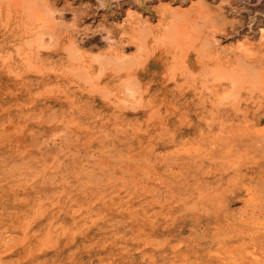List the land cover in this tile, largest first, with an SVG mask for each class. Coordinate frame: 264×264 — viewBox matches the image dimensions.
I'll return each mask as SVG.
<instances>
[{"label":"rangeland","instance_id":"374dc122","mask_svg":"<svg viewBox=\"0 0 264 264\" xmlns=\"http://www.w3.org/2000/svg\"><path fill=\"white\" fill-rule=\"evenodd\" d=\"M40 2L78 51L0 42V264H264V0Z\"/></svg>","mask_w":264,"mask_h":264},{"label":"bare ground","instance_id":"6f19581e","mask_svg":"<svg viewBox=\"0 0 264 264\" xmlns=\"http://www.w3.org/2000/svg\"><path fill=\"white\" fill-rule=\"evenodd\" d=\"M21 1L20 2V5H18V3L16 2V0H0V42H26L25 46L27 45L28 48H30L29 46L33 47V45L37 46V49L39 51V48H42V47H47V45L51 44L50 42H52L54 45H56L57 49H64V50H67L70 48V51L67 50L68 54L71 52V56H77V48H76V45L71 43L70 41V44H65V46H63V37L62 35L65 34L62 27H64V25H62V22L59 21V23H61L60 25L58 24V21H57V24L55 22V20H51L50 18H52L51 14H49V8H48V5L47 3H43V2H40L39 0H19ZM46 1V0H45ZM48 2V1H47ZM51 2V1H50ZM55 2V1H54ZM49 7H50V4H49ZM52 8H53V5H52ZM55 8V6H54ZM53 8V9H54ZM51 9V8H50ZM46 12V13H45ZM53 13V12H52ZM58 20V19H57ZM51 21L53 23H51ZM55 22V23H54ZM57 26H60L57 30V28L55 27V25ZM62 28V29H61ZM167 29L169 30V28L167 27ZM63 32H62V31ZM149 31V30H147ZM165 31V30H163ZM61 32L63 33L61 35ZM168 32V31H167ZM47 33L48 34V39L50 40V42H46V38L44 37V34ZM141 33V30L139 32V35ZM148 33H151V32H148ZM147 33V34H148ZM162 34V33H161ZM138 35V36H139ZM143 35H146V34H143ZM151 35V34H149ZM166 35V34H165ZM182 35V34H181ZM186 36L183 35V37ZM140 37V36H139ZM146 37V36H145ZM157 37V36H156ZM144 38V37H142ZM147 38V37H146ZM186 38V37H185ZM180 39L181 36H180ZM188 39V38H187ZM48 40V41H49ZM67 41V39H66ZM147 41V40H146ZM145 41H143V44L145 45L144 43ZM47 43V44H46ZM140 43V42H139ZM157 43V42H156ZM46 44V45H45ZM52 45V44H51ZM68 45H70L68 47ZM142 45V44H141ZM143 45V46H144ZM19 46H22L19 44ZM145 47V46H144ZM14 48V47H13ZM16 48V47H15ZM14 48V49H15ZM139 48V46H138ZM143 48V47H142ZM159 48V47H158ZM36 49V48H35ZM35 49H33L35 51ZM36 49V50H37ZM144 50H147V52H150V51H154L153 49H151L150 51L148 50L147 46H146V49L143 48ZM157 49V48H156ZM72 50V51H71ZM16 51V50H14ZM24 51V50H23ZM28 51V50H27ZM143 51V50H142ZM9 52V51H7ZM66 52V51H65ZM139 52V51H138ZM24 53V52H23ZM37 53V51H36ZM144 53H146V51H144ZM152 53V52H150ZM15 54V52H14ZM25 54V53H24ZM23 54V55H24ZM28 54H31L30 52ZM139 54V53H137ZM4 55V54H3ZM6 55V54H5ZM8 55V54H7ZM6 55V57H7ZM70 55V54H69ZM145 56L143 55H140V59L137 60L138 62L136 64L132 63V65H136L134 68L132 67L131 65V69L130 71V76L129 77V85L132 86V88H140L142 85H141V81L140 79L138 78L139 77V72L142 71V72H146L147 71V56L149 55V53L147 54H144ZM9 56V55H8ZM70 56V58H72ZM103 56V55H102ZM131 56V55H130ZM26 57V56H24ZM39 58L37 56L34 55V58ZM105 57V56H104ZM113 57V56H112ZM126 57V56H125ZM124 57V58H125ZM136 57V56H135ZM138 57V56H137ZM146 57V58H145ZM2 58V56H1ZM32 58V60L34 59ZM73 58H76V57H73ZM99 58V57H97ZM103 58V57H102ZM106 58V57H105ZM117 58V57H116ZM143 58V59H142ZM6 59V58H5ZM30 59V57L28 58ZM27 59V60H28ZM3 60V59H2ZM10 60V58H9ZM25 60V59H23ZM40 60V59H39ZM73 61H76L75 59H72ZM97 60V59H96ZM123 60V59H122ZM99 61H100V58H99ZM116 61V60H115ZM118 61V60H117ZM146 61V62H145ZM27 61H25L26 63ZM38 62V61H37ZM98 62V61H97ZM119 62V61H118ZM128 62V61H127ZM23 63V64H25ZM78 63V62H77ZM121 63V62H120ZM119 63V65H120ZM139 63V64H138ZM28 64H30V62H28ZM82 64V63H81ZM107 64V63H106ZM115 65H117L116 63H114ZM184 64V63H183ZM104 65V63H103ZM26 66V65H25ZM24 66V67H25ZM76 67H78L79 69V64L77 65H74ZM126 66V65H125ZM129 66V65H128ZM33 67V65L31 66ZM42 67V66H41ZM117 67V66H116ZM186 67V66H185ZM29 68V67H27ZM36 69V67H34ZM104 68V66H103ZM102 68V69H103ZM5 69V68H4ZM38 69V67H37ZM49 69V68H48ZM69 69V68H68ZM71 69V68H70ZM69 69V70H70ZM33 70V69H32ZM75 70V69H72V71ZM101 70V69H100ZM123 70H124V67H123ZM3 72H6L8 74H11L12 71L8 70V71H5V70H1ZM10 71V72H9ZM83 71V70H82ZM116 71V70H115ZM58 72V71H57ZM76 72V71H75ZM13 73V72H12ZM15 73V72H14ZM86 75V73H85ZM82 76V75H81ZM92 76V75H91ZM128 77V76H126ZM77 79V78H76ZM125 79V78H124ZM85 80V79H84ZM124 82L126 83V81L124 80ZM55 87V86H54ZM131 89V88H130ZM137 91V90H136Z\"/></svg>","mask_w":264,"mask_h":264}]
</instances>
